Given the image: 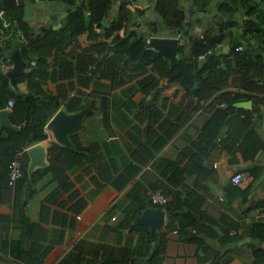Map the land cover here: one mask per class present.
Masks as SVG:
<instances>
[{
  "label": "trees",
  "instance_id": "16d2710c",
  "mask_svg": "<svg viewBox=\"0 0 264 264\" xmlns=\"http://www.w3.org/2000/svg\"><path fill=\"white\" fill-rule=\"evenodd\" d=\"M32 1L38 0H2L0 4L1 10L7 12L10 19L6 25L0 14V109L6 106V99L10 97L8 94L19 89L5 74L2 57L20 48L28 62V70L17 78V83L27 82V91L15 92L17 97L11 114L14 122L26 120L27 124L11 139L3 138L0 132V199L10 200L13 195L18 196L9 183V164L16 157V151L24 150L26 146L46 137V123L59 109L61 102H65L69 111H74L82 107L84 100L97 96L95 91L85 89L96 76L110 79L111 87H122V94L125 95L133 94L140 87L149 92L159 85L162 78L171 77L172 82H179L186 91L178 103L163 107L168 116L159 123V129L154 124H148L144 129L135 126L138 135L133 134L130 138L138 142L139 150L129 143L127 134L121 135L134 162L125 156L122 164L113 158L106 159L103 146L111 155V146H115L118 152H122L123 147L119 141H113L110 145L98 139L90 143L88 154L80 155L54 143L50 147L49 169L57 175L72 168L77 161L81 165L89 162L88 168L97 171L95 191L106 183H113L118 188L129 184L128 197L131 201L126 207L123 224L134 229L138 227L132 225L134 218L153 205L147 196L149 187L142 179L136 178L141 170L139 164L154 159L152 166L155 170L164 167L161 173L164 180L152 182L151 189L158 190L163 186L167 190L165 194L172 195L165 205H160L167 209L169 217L178 218L182 229L190 225L196 230H214V235L228 247L234 237L230 230L237 227L238 222L228 217V229L214 228L218 220L210 218L202 208L207 188L198 178L193 184H188L185 168L190 166L200 175L207 169L204 160L217 148L232 154L233 162L238 160V152L244 161H248L255 159L264 149V138L259 130L264 118V0H192L189 8H185L182 0H154V12L159 19L152 24L157 32L166 35L181 33L187 40L188 46H180L178 63L173 67L157 50L147 46L150 32L136 30L137 15H143L145 9L138 7L134 11L132 0H53L67 5L65 21L58 29L53 25L43 26L38 32L28 19V7ZM241 10L243 20L241 27H238L234 13ZM213 11L214 16L209 17ZM197 24L201 32L194 35ZM235 25L238 29L234 32L231 28ZM19 31L26 42H13L15 38H20ZM5 33L11 35L1 39ZM82 37L86 46L82 45ZM226 37L230 38V49L220 52L218 46ZM240 44L244 49L236 50ZM212 49H216V53L199 68V58ZM54 50L58 53V69L49 72L48 58ZM93 63L96 69L90 72ZM50 77L54 81L61 79L57 92L50 93L43 103L37 105L35 95L45 93L43 84ZM136 78L135 82L125 86ZM239 86L247 91L231 90ZM242 98L252 100L255 106L252 109L237 107L236 102ZM222 103L227 105L223 107ZM139 107V122L150 118L156 123L161 119L162 108L141 104ZM203 107L210 113L208 121L195 138H187L189 143L178 154L176 161L167 163L157 157L156 152L167 140ZM125 133L129 134V128ZM143 135L146 137L144 140ZM186 154L191 159L186 161ZM251 171L256 180L244 188L231 183L224 197L226 201L231 203L237 196L247 198L253 191L264 167L256 165ZM23 176L22 179L25 178ZM62 185L66 186L63 182ZM180 187L187 190L185 198L177 190ZM249 227L250 235L260 245L254 251L256 260H263L264 219L252 218ZM162 245L156 246L157 253L163 250ZM133 251L127 246H110L82 238L59 264H134ZM223 255L224 252L220 251L219 257ZM218 259L213 264H217Z\"/></svg>",
  "mask_w": 264,
  "mask_h": 264
},
{
  "label": "crops",
  "instance_id": "0c3cea01",
  "mask_svg": "<svg viewBox=\"0 0 264 264\" xmlns=\"http://www.w3.org/2000/svg\"><path fill=\"white\" fill-rule=\"evenodd\" d=\"M1 2L2 0H0V4ZM135 3L145 9V13L138 20L136 30L144 32L150 27L156 28L152 23L155 19H159V16L154 12V0H135ZM67 10V5L62 2L32 1L28 7V19L36 32L40 27L50 25L58 29L65 21ZM214 14L215 11L208 16L213 17ZM200 31L196 34H199ZM159 34L176 36L161 32ZM21 40L26 42L24 35L15 38L13 42L18 43ZM82 45L86 46L83 37ZM225 46L223 44L218 48L221 50ZM59 55H61L60 52ZM57 56L58 53H55L54 50V53L48 58L49 72L58 69ZM12 64L13 62L8 60L2 63V68L6 70ZM26 70H28V66ZM135 80L137 78L128 81L125 86ZM59 83H61L59 78L57 81L52 80L51 77L48 78V81L43 84L45 93L35 95L37 105L43 103L50 93L55 94ZM16 84L19 87L16 90L18 93L27 91L26 81L18 83L16 81ZM111 84L110 79L96 76V79L92 80L89 87L85 89L89 92L95 91L98 93L97 96H91L84 100L82 107L74 111H69L65 102H61L59 109L46 123V137L26 146L24 150L16 151V154L20 153L22 156L25 178L22 179L23 176L18 179L12 187L18 192V196L13 195L10 200L8 198L3 201L0 199V264H59L82 238L110 246L129 247L134 250V264H138L136 263L138 257L144 258V261L139 264H213L218 259L220 251L224 252V255L219 257L217 264H264V259L256 260L254 251L260 245L250 235V221L247 222L248 218H254V213L258 208L264 207V171L247 198L237 196L231 203L224 199L227 188L232 183L231 176L234 170L253 163L251 168L243 170L250 175V181L239 186L244 188L256 180L251 169L256 165L264 167V149L255 159L248 161H244L238 152L236 155L238 160L233 162L232 154L225 149L217 148L204 160L207 169L200 175H197L194 168L190 166L185 168L188 174V184H193L198 178L207 188L204 192L206 201L202 208L210 218L218 220V224L216 222L215 225L213 224L214 228L228 229L229 218L238 222L237 227L230 230V234H233L234 237L228 247L223 244L222 239L214 235V230L212 232L210 229H202L194 232V227L190 225L182 229L179 219H171L167 209L163 206L158 207L165 209V224L158 229L154 245L148 225H137L132 222L133 226L138 227L130 229L128 225L123 224L126 207L131 201L128 197L129 184L118 188L113 183H106L99 191H95L97 186L94 178L97 177V171L88 168L89 162L81 165L77 160H72V162L77 161L76 164L57 175L49 169L51 165L50 147L54 143L80 155L89 153L88 147L92 141L104 140L110 145L113 141H119L123 147L122 152H118L115 146H111L112 155L102 145V150L107 154L106 159L113 158L118 164H122V159L125 156L127 160L133 161L127 147L122 142L121 135L127 134L129 143L133 145L134 149L139 150L138 142L130 138L133 134L138 135L135 126L139 125L144 129L148 124H154L156 129H159V123L168 116L167 110L163 107H167L171 103H178L186 91L179 82H172L171 77L162 78L159 85L149 92L140 87L131 95L122 94V87L114 89ZM231 90L247 91L240 86L232 87ZM15 92L8 94L10 97L6 99V106L2 109L11 110L8 117L17 127L10 128L2 125L0 117V132L3 138L11 139L13 136H17L18 132L27 124L26 120L19 123L12 120L13 107L8 106V101L10 98L16 100ZM242 100L250 99L242 98ZM140 104L162 108L161 119L156 123L150 118L139 122ZM253 106H255L254 102L247 109H252ZM83 108H89L90 111L82 118L80 128L73 132L68 131L66 134L71 145L59 143L54 138L52 130L47 128V124L61 110L74 113ZM204 108H201L186 125L167 140L156 152L157 157L164 159L167 163L176 161L178 154L183 152L184 147L186 148V144L189 143L186 141L187 138H195L207 123L210 113ZM127 128H129V134L125 133ZM259 130L264 138V118L261 120ZM50 137L53 138L52 141H50ZM144 138L146 137L143 135L142 140ZM38 143H42L46 147L48 165L37 167L34 171L29 172L31 156L27 150ZM189 158L191 159V156L186 154L185 160L187 161ZM70 159L72 158L70 157ZM153 162L154 159L139 164L141 170L136 175V178L142 179L149 189L152 188L150 185L152 182L164 180L161 174L164 167L155 170L152 166ZM62 182L66 186H63ZM158 190L167 193L163 186L158 187ZM177 190L182 198L186 197L185 187L177 188ZM168 194L171 198L172 195ZM219 231L223 235L222 230ZM236 236L240 238L250 236L251 240L238 241ZM160 243L161 245L163 243V250L157 253L155 248ZM227 248L230 249L227 251Z\"/></svg>",
  "mask_w": 264,
  "mask_h": 264
},
{
  "label": "water",
  "instance_id": "95a60500",
  "mask_svg": "<svg viewBox=\"0 0 264 264\" xmlns=\"http://www.w3.org/2000/svg\"><path fill=\"white\" fill-rule=\"evenodd\" d=\"M1 16L5 19V22L8 24L10 22L7 12L0 9ZM180 31H178L179 33ZM22 38V37H21ZM147 46L157 50L161 55L169 60L170 66L173 67L178 63V53L180 49L179 39L172 36H152L147 43ZM230 47L226 45L224 48L219 50L220 52H228ZM2 47H0V51ZM216 53V49H212L207 55L201 56L199 58V68H202L204 63L209 60ZM2 62H7L8 60L12 61L13 64L8 66L5 70V74L10 78L11 83L16 85L18 76L22 75L27 66L28 62L24 59L22 51L20 48L15 49L11 54L4 55L2 57ZM252 100H240L236 102L237 107L241 108H250L252 105ZM10 109L0 110V117L2 125L16 128L9 117L8 114ZM90 111L89 108H83L82 110L74 113L67 112L66 110L59 111L52 120L47 124V128L51 129L53 132L54 138L62 144L71 145V142L67 139L66 134L68 131H75L81 126L82 118ZM53 139V138H52ZM28 153L31 156V161L29 165V172L34 171L37 167H44L48 165L47 163V150L44 144L38 143L32 145L28 148ZM254 164H248L246 166H241L240 169L245 170L249 169ZM133 224H146L150 228V232L153 238V244H156L157 231L161 226L165 224V209L158 206H148L142 213L133 221ZM238 241L247 239L251 240L250 236L245 238H240L239 236L235 237ZM255 242L258 243V240L255 239ZM264 247V243L261 245ZM144 261V258L138 257L136 263Z\"/></svg>",
  "mask_w": 264,
  "mask_h": 264
},
{
  "label": "built area",
  "instance_id": "2783aa9c",
  "mask_svg": "<svg viewBox=\"0 0 264 264\" xmlns=\"http://www.w3.org/2000/svg\"><path fill=\"white\" fill-rule=\"evenodd\" d=\"M132 8L134 11H136V8H138V6L134 3V0H132ZM141 16L137 15V19L140 20ZM5 24L7 25V23L5 22ZM150 34L147 37V42L150 40V38L152 36H157V34L154 31H150ZM18 34L21 35V31L18 32ZM11 35V33L8 34H4V36L1 39L4 38H8ZM176 38L179 39V45H187V40L183 37V35L180 33L176 36ZM244 46L243 45H238L236 47V50H243ZM90 72H93L96 69V64L93 63L90 65ZM222 106H226V103H222ZM8 106L9 107H13L14 106V100L13 99H9L8 101ZM46 128V126H45ZM50 141H52V138H49ZM24 175V167H23V160L21 157V154H17L16 157L14 159L11 160L10 164H9V183L10 185L14 186V184L16 183V181L21 178ZM250 181V175L246 172V171H242V170H234V172L232 173L231 176V182L234 185H242L244 183H247ZM147 196L149 198V200L151 201V203L155 206L158 205H165L169 200H170V196L166 195L164 192L160 191V190H153V189H149L147 191ZM254 218H262L264 219V207L262 208H258L255 213H254ZM252 217L248 218L247 222H251ZM193 231L195 232L196 229L194 228ZM233 233V232H232Z\"/></svg>",
  "mask_w": 264,
  "mask_h": 264
},
{
  "label": "rangeland",
  "instance_id": "374dc122",
  "mask_svg": "<svg viewBox=\"0 0 264 264\" xmlns=\"http://www.w3.org/2000/svg\"><path fill=\"white\" fill-rule=\"evenodd\" d=\"M182 4L185 6V8H189V6L192 4V0H182ZM241 12H242V10L241 11H238V12H235L234 13V16H235V18L238 20V27H241V24H242V20H243V15L241 14ZM198 15V13L197 14H195L194 16H197ZM245 16L246 15H244V18H245ZM237 25H235V26H233L231 29L235 32V31H237V29H238V27H237ZM150 31H157V29L156 28H151L150 27V29H149ZM201 30V28H200V26H199V24H197L196 25V28H195V30H194V34H196L197 32H199ZM233 32V33H234ZM155 33H157V34H159L158 32H155ZM229 41H230V38L229 37H226L225 39H224V41L219 45V46H221V45H227V43H229ZM218 46V47H219ZM22 157V156H21Z\"/></svg>",
  "mask_w": 264,
  "mask_h": 264
},
{
  "label": "clouds",
  "instance_id": "9594fccd",
  "mask_svg": "<svg viewBox=\"0 0 264 264\" xmlns=\"http://www.w3.org/2000/svg\"><path fill=\"white\" fill-rule=\"evenodd\" d=\"M134 3H135V1H134ZM136 4V3H135ZM138 7H139V5H137ZM139 8H141V7H139ZM201 32V31H200ZM157 34V33H156ZM180 34V33H179ZM200 34V33H199ZM178 34H176V36H177ZM22 36V35H21ZM157 36H164V35H162V34H157ZM176 36H172V37H176ZM149 42V41H148ZM147 42V43H148ZM205 56V55H204ZM238 170H240V169H238ZM243 171V170H242ZM155 206V205H154ZM158 206H160V205H158ZM161 228V227H160Z\"/></svg>",
  "mask_w": 264,
  "mask_h": 264
}]
</instances>
